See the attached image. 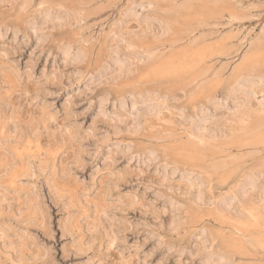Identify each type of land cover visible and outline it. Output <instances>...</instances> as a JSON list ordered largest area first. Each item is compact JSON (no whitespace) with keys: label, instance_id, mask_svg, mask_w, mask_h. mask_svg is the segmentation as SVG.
Returning a JSON list of instances; mask_svg holds the SVG:
<instances>
[{"label":"rangeland","instance_id":"obj_1","mask_svg":"<svg viewBox=\"0 0 264 264\" xmlns=\"http://www.w3.org/2000/svg\"><path fill=\"white\" fill-rule=\"evenodd\" d=\"M231 1L0 0V264H202L209 256L212 264H264L262 203L248 219L218 208L221 196L235 195L238 180L255 176L264 186V108L256 105L264 84L247 123L225 117L221 133L204 140L188 125L201 111L214 112L217 101L232 105L241 57L264 52V0ZM197 43L219 47L209 55ZM115 56L129 62L127 73L115 75ZM254 60L250 72L264 74V62ZM138 97L159 103L158 111L124 113L121 121L119 107ZM196 187L206 201L196 200Z\"/></svg>","mask_w":264,"mask_h":264},{"label":"bare ground","instance_id":"obj_2","mask_svg":"<svg viewBox=\"0 0 264 264\" xmlns=\"http://www.w3.org/2000/svg\"><path fill=\"white\" fill-rule=\"evenodd\" d=\"M47 1V0H46ZM54 1V0H53ZM76 1V0H75ZM166 1V0H165ZM173 1V0H172ZM198 1V0H197ZM204 1V0H203ZM214 1V0H213ZM221 1V0H220ZM225 1H227V0H225ZM229 1V4L231 5H234V4H236L235 2L234 3H230V0H228ZM233 1V0H232ZM231 1V2H232ZM25 2V1H24ZM42 2V1H41ZM59 2V1H58ZM62 2V1H61ZM85 2V1H84ZM136 2V1H135ZM134 2V3H135ZM149 2V1H148ZM159 2V1H158ZM179 2V1H178ZM201 2V1H200ZM175 3V2H174ZM225 3V2H224ZM25 4V3H24ZM54 4V3H53ZM64 4V3H63ZM100 4V3H99ZM102 4V3H101ZM146 4V3H145ZM144 4V5H145ZM149 4H150V2H149ZM178 4V3H177ZM222 4V3H221ZM28 5V4H27ZM113 5V4H112ZM131 5H133L134 6V4H131ZM136 5H137V2H136ZM138 5H140V4H138ZM148 5V4H147ZM146 5V6H147ZM152 5V4H151ZM155 6H156V4H154ZM170 5V4H169ZM214 5V4H213ZM223 5V4H222ZM63 6H65V5H63ZM130 5H128V7H129ZM153 6V5H152ZM150 7V6H149ZM164 7V6H163ZM244 6H242V7H240L241 9L243 8ZM93 8V7H92ZM98 8V7H97ZM104 8V7H103ZM133 8V11H134V8L135 7H132ZM132 8H130L131 10H132ZM140 8H141V5H140ZM151 8V7H150ZM153 8V7H152ZM155 8V7H154ZM159 8V7H158ZM168 8V7H167ZM238 8V7H237ZM246 8H248V7H246ZM129 9V10H130ZM156 9H157V7H156ZM160 9H161V7H160ZM164 9H166L165 7H164ZM164 9H162V10H164ZM169 9V8H168ZM168 9H166V10H168ZM244 9V8H243ZM249 9V8H248ZM61 10H63V9H61ZM88 10H90V9H88ZM96 10V9H95ZM130 10V11H131ZM238 10V9H237ZM44 11V10H43ZM72 11V10H71ZM133 11H131V12H133ZM243 11H245V10H243ZM59 12H61V11H59ZM99 12V11H98ZM124 12H125V10H124ZM127 12V11H126ZM44 13H45V11H44ZM61 13H63V14H65L64 12H61ZM133 13H136V11L135 12H133ZM145 13V12H144ZM143 13V14H144ZM149 13V12H148ZM217 13H218V10H217ZM245 13V12H244ZM66 14H69V13H66ZM73 15H74V12L72 13ZM137 14V13H136ZM142 14V13H141ZM143 14H142V16H143ZM146 14V13H145ZM228 14V13H227ZM46 15H47V13H46ZM55 15V14H54ZM58 15V14H57ZM81 15V14H80ZM123 15V14H122ZM125 15V14H124ZM149 15H150V13H149ZM214 15H216L217 16V14H215V13H213V16ZM231 15V14H230ZM234 15H236V14H234ZM126 16V15H125ZM132 16V15H131ZM134 16V15H133ZM157 16H158V14H157ZM219 16V15H218ZM220 16H222V15H220ZM237 16H238V14H237ZM247 16V15H246ZM63 17V16H62ZM69 17V16H68ZM72 17H75V15L74 16H72ZM124 17V16H123ZM135 17V16H134ZM138 17H139V15H138ZM138 17H135V18H138ZM145 17V16H144ZM175 17V16H174ZM233 17V16H232ZM241 17V16H240ZM239 17V18H240ZM244 17V16H243ZM59 18H61L60 16H59ZM71 18V17H70ZM77 18V17H76ZM162 18H163V16H162ZM218 18H222V17H218ZM234 18H236V16L234 17ZM238 18V19H239ZM245 18V17H244ZM43 19V18H42ZM140 19V18H139ZM151 19V18H150ZM164 19V18H163ZM208 19V18H207ZM214 19V18H213ZM223 19V18H222ZM237 19V18H236ZM73 20H74V18H73ZM79 20V19H78ZM141 20H143V19H141ZM160 21H162L161 19H159ZM166 20V19H165ZM171 20H173V17H172V19H170V21ZM176 20V19H175ZM217 20V19H216ZM215 20V21H216ZM57 21V20H56ZM82 21H83V19H82ZM168 21V20H167ZM67 22V21H66ZM66 22H64V25H65V23ZM71 22H74V21H71ZM165 22V21H164ZM179 20H178V24H179ZM203 22V21H202ZM202 22H200V23H202ZM218 22V21H217ZM226 22V21H225ZM225 22H224V24H225ZM33 23V22H32ZM59 23V22H58ZM62 23V22H61ZM61 23H60V25H61ZM82 23V22H81ZM163 22H161V24H162ZM175 23V22H174ZM203 23H205V22H203ZM202 23V24H203ZM68 24V23H67ZM72 24V23H71ZM74 24H78V23H76V22H74ZM80 24V23H79ZM145 24V23H144ZM171 24V23H170ZM176 24V23H175ZM197 25L199 24V22L198 23H196ZM207 24V23H206ZM211 24V23H210ZM212 24H213V22H212ZM211 24V25H212ZM219 24V23H218ZM223 24V23H222ZM30 25V24H29ZM43 25V24H42ZM152 25V24H151ZM192 25V24H191ZM205 25V24H204ZM204 25H202V26H204ZM209 25V24H208ZM210 25V26H211ZM216 25V24H215ZM68 26V25H67ZM72 26V25H71ZM162 26H164L163 24H162ZM161 26V27H162ZM169 26V25H168ZM180 26V25H179ZM178 26V27H179ZM183 26V25H182ZM188 26V25H187ZM201 26V25H200ZM201 26V27H202ZM207 26V25H206ZM218 26V25H217ZM231 26V25H230ZM29 27V26H28ZM175 27V26H174ZM193 27V26H192ZM191 27V28H192ZM216 27V26H215ZM144 28H145V26H144ZM180 28H182V27H180ZM184 28V27H183ZM188 28V27H187ZM191 28L190 29H188V30H191ZM143 29V28H142ZM142 29H140V30H142ZM158 29V28H157ZM160 29V28H159ZM168 29V28H167ZM166 28H165V30L166 31H168ZM171 29V28H170ZM193 29H195V27L193 28ZM192 29V30H193ZM206 29V28H205ZM212 29V28H211ZM165 30H164V32H165ZM182 30V29H181ZM187 30V31H188ZM159 31V30H158ZM171 31V34H172V32H173V30H170ZM185 31V30H184ZM194 31V30H193ZM207 30H205V32H206ZM210 31V30H209ZM42 32V31H41ZM45 32V31H44ZM147 32V31H146ZM163 32V33H164ZM197 32V31H196ZM199 32V31H198ZM197 32V34L198 35H201L202 33H198ZM204 32V33H205ZM215 32H217V31H215ZM169 33V32H168ZM175 33V32H174ZM190 33H192V31L190 32ZM222 32H220V34H221ZM227 33V32H226ZM229 33V32H228ZM151 34V33H150ZM160 34V33H159ZM167 34V33H166ZM193 34V33H192ZM207 34H208V32H207ZM207 34H205V36L207 37ZM210 35L212 34V32L211 33H209ZM214 34L215 33H213L212 35L214 36ZM233 34V33H232ZM247 34V33H246ZM190 35V34H189ZM210 35L208 36V37H210ZM218 35V34H217ZM231 35V34H230ZM234 35V34H233ZM244 35V34H243ZM161 36V35H160ZM163 36V35H162ZM164 36H165V34H164ZM171 36V35H170ZM187 36V35H186ZM204 36V35H203ZM204 36V37H205ZM212 36V37H213ZM216 36V35H215ZM218 36H221V35H218ZM217 36V37H218ZM262 36V35H261ZM260 36V37H261ZM134 37V36H133ZM137 37V36H136ZM174 37H176V36H174ZM191 37H193V35L191 36ZM191 37L189 38V39H191ZM196 37V36H195ZM195 37H194V39H195ZM227 37V36H226ZM228 37H229V35H228ZM40 38H42V37H40ZM163 38V37H162ZM168 38H170V37H168ZM183 38V37H182ZM187 38V37H186ZM214 38V37H213ZM242 38V37H241ZM118 39V38H117ZM122 39V38H121ZM129 39V38H128ZM152 39V38H151ZM154 39V38H153ZM175 39V38H174ZM188 39V40H189ZM200 39L201 38H199V41H200ZM215 39V38H214ZM219 39V38H218ZM221 39H223V38H221ZM227 39V38H226ZM251 39V38H250ZM249 39V40H250ZM86 40V39H85ZM123 40V39H122ZM160 40V39H159ZM171 40L173 41V38H171ZM178 40V39H177ZM176 40V41H177ZM182 40V39H181ZM184 40V39H183ZM205 40V39H204ZM249 40H248V42H249ZM252 40V39H251ZM262 40V39H261ZM79 41V40H78ZM77 41V42H78ZM84 41V40H83ZM87 41V40H86ZM121 41V40H120ZM162 41V40H161ZM167 42H170V41H168V40H166ZM176 41H175V43H176ZM191 41V40H190ZM189 41V42H190ZM217 41V40H216ZM223 41V40H222ZM233 41V40H232ZM236 41V40H235ZM74 42H76V41H74ZM158 42H160V41H158ZM187 42V41H186ZM189 42H187L188 43V45L187 46H189ZM194 42V41H193ZM230 42V41H229ZM237 42V41H236ZM243 42V41H242ZM252 42H253V40H252ZM261 42V41H260ZM260 42L259 43H257V44H260ZM80 43H82V42H80ZM84 43V42H83ZM82 43V44H83ZM172 43V42H171ZM186 43V44H187ZM231 43V42H230ZM116 44V43H115ZM127 44H129V43H127ZM149 44V43H148ZM180 44V43H179ZM186 44H184V45H186ZM191 44V43H190ZM198 45H200V43H197ZM216 44V43H215ZM222 44V43H221ZM225 44V43H224ZM223 44V45H224ZM238 44V43H237ZM240 44V43H239ZM243 44V43H242ZM241 44V45H242ZM248 44V43H247ZM252 44V43H251ZM250 44V45H251ZM256 44V45H257ZM70 45V44H69ZM132 45V44H131ZM173 45V44H172ZM177 45V44H176ZM198 45H196V46H198ZM202 45V46H201ZM200 45V52H205V53H208L209 55H211V54H214V51L219 47V46H215V45H210V44H206V43H203V44H201ZM231 45V44H230ZM264 45V44H263ZM68 46V45H67ZM82 47H83V45H81ZM130 46V45H129ZM128 46V47H129ZM140 46V45H139ZM178 46V45H177ZM195 46V45H194ZM225 46V45H224ZM227 46V45H226ZM246 46H248V45H246ZM252 46H253V44H252ZM255 46V45H254ZM260 46V45H259ZM262 46V45H261ZM138 47V46H137ZM141 47V46H140ZM251 47V46H250ZM264 47V46H263ZM125 48V47H124ZM143 48V47H142ZM141 48V49H142ZM144 48H145V46H144ZM179 48V47H178ZM181 48V47H180ZM179 48V49H180ZM187 48V47H186ZM190 48H192L191 50H193V49H196V48H194V47H190ZM198 48H199V46H198ZM229 48V47H228ZM253 48H256V47H253ZM258 48V47H257ZM109 49V48H108ZM126 49H128V48H126ZM147 49V48H146ZM150 49V48H149ZM167 49V48H166ZM171 49V48H170ZM174 49L175 50H177V48L175 47V48H173L172 50L174 51ZM178 49V50H179ZM182 49H184V48H182ZM230 49V48H229ZM261 49V48H260ZM125 50V49H124ZM131 50V49H130ZM130 50H128V52L130 51ZM171 50V51H172ZM181 50V49H180ZM186 50H188V49H185V51H184V53L186 52ZM237 50V49H236ZM247 50V49H246ZM250 50V49H249ZM256 50V49H255ZM258 50V49H257ZM122 51V50H121ZM189 51H190V49H189ZM199 51V50H198ZM72 52V51H71ZM82 52V51H81ZM84 52V51H83ZM125 53H126V51H124ZM141 52V51H140ZM140 52H138V53H140ZM153 52V51H152ZM157 53H159L158 51H156ZM161 52V51H160ZM191 52V51H190ZM247 52V51H246ZM77 53V52H76ZM112 53V52H111ZM130 53V52H129ZM132 53V52H131ZM162 53V52H161ZM160 53V54H161ZM170 53H172L173 54V52H170ZM178 53V52H177ZM182 53V52H181ZM194 53V52H193ZM197 53V52H196ZM245 53V52H244ZM75 54V53H74ZM82 54V53H81ZM80 54V55H81ZM127 54V53H126ZM134 54H135V52H134ZM145 54H148V52L147 53H145ZM144 54V55H145ZM150 54H151V52H150ZM176 54V53H175ZM183 54V53H182ZM181 54V55H182ZM186 54H187V52H186ZM185 54V55H186ZM195 54V53H194ZM194 54H192L191 55V57H194L193 55ZM203 54V53H202ZM79 55V54H78ZM77 55V56H78ZM128 55H130V54H128ZM133 55V54H132ZM179 55V54H178ZM208 55V56H209ZM64 56V55H63ZM73 56V55H72ZM114 56V55H113ZM126 56V55H125ZM135 56V55H134ZM133 56V57H134ZM139 54H138V58H139ZM151 56H153L152 54H151ZM162 56H165V55H162ZM197 56V55H196ZM199 56V55H198ZM227 56V55H226ZM66 57V56H65ZM121 57V56H120ZM129 57V56H128ZM160 57V59L161 58H163V57H161V56H159ZM178 57V56H177ZM190 57V55H189V58H191ZM201 57V56H200ZM71 58V57H70ZM105 58H107V56L105 57ZM135 58H136V56H135ZM188 58V57H187ZM189 58H188V61H189ZM195 58V57H194ZM193 58V59H194ZM202 58H203V56H202ZM214 58V57H213ZM219 58H221V57H219ZM256 58V60H258L259 59V61H263L264 62V52H254V51H249L247 54H245L244 56H242L241 57V59H242V61H239V65H238V67L236 68V71H235V73H236V75H238V79L236 80V83H235V86L232 88V92L230 93V96H231V100H232V105H227L226 104V100H221L222 102H219V101H217L219 104H217V105H215V107H214V112H206L205 110H203V111H201L200 113H199V115L197 116V118H195V119H193V120H191L190 121V124H188V125H190V129H191V135L193 136V138H195V139H198V140H204V139H209V138H211V137H214L217 133H221L220 132V127H218V122L220 121V120H222L223 118H225V117H229L230 119H235V120H237V122L239 121L240 123L242 122V121H244V120H246L245 118L249 115V111H250V107L252 106V101H253V99H255V97H256V93H257V87L258 86H260V85H262V84H264V74H258V75H255V74H253L252 72H250V68H251V64H253V62L255 61L254 59ZM77 59H78V57H77ZM82 59V58H81ZM128 59V58H127ZM141 59V58H140ZM155 59V58H154ZM164 59V58H163ZM208 60H210L209 58H207ZM67 60V59H66ZM76 60V59H75ZM130 60V59H129ZM171 60V59H170ZM177 60H178V58H177ZM201 60V59H200ZM204 60V62H206V58L205 59H203ZM220 60V59H219ZM71 61L72 60H70V63H71ZM73 61H74V59H73ZM79 61V60H78ZM81 61V60H80ZM112 61H114V63L116 64V71H115V75H121V74H124V73H127L128 71H129V69H130V64H129V62L124 58L123 59V57L122 58H119L118 56H115L114 57V59L112 60ZM180 61V60H179ZM187 61V62H188ZM196 61V60H195ZM224 61V60H223ZM104 62V61H103ZM177 62V61H176ZM183 62V61H182ZM194 62V61H193ZM193 62H192V64H193ZM198 62V61H197ZM210 62H212V61H210ZM216 62V61H215ZM256 62V61H255ZM74 63V62H73ZM77 63V62H76ZM148 63V62H147ZM80 64V63H79ZM172 64H175V63H172ZM178 64V63H177ZM180 64H181V62H180ZM183 64V63H182ZM191 64V63H190ZM190 64H188V66H190ZM196 64V63H195ZM204 64V63H203ZM206 64V63H205ZM225 64V63H224ZM211 65H212V63H211ZM201 66V65H200ZM209 66V65H208ZM213 66V65H212ZM103 67V66H102ZM142 67V66H141ZM202 67H204V66H202ZM224 67V66H223ZM108 68V67H107ZM134 68V67H133ZM206 68V67H205ZM249 70L248 72H245L244 73V71H246V70ZM135 70V69H134ZM214 70V69H213ZM219 70V69H218ZM110 71H112V70H110ZM133 71V70H132ZM98 72V71H97ZM133 72H135V71H133ZM208 71L207 70H204V71H202V75H205L206 73H207ZM213 72V71H212ZM218 72H221V71H215L213 74H212V76L214 75V76H216V75H218ZM99 74V73H98ZM105 74V73H104ZM200 74V73H199ZM101 75V74H100ZM222 75V74H221ZM95 76H97V75H95ZM103 76V75H102ZM209 77V76H208ZM218 77H221V76H218ZM117 78V77H116ZM126 78V77H125ZM146 78V77H145ZM191 78H192V76H191ZM193 78H195V77H193ZM200 78V77H199ZM216 78V77H215ZM214 78V79H215ZM99 79V78H98ZM144 79V78H143ZM222 79V78H221ZM188 80H191V79H188ZM188 80H185V81H188ZM206 80H207V78H206ZM211 80V79H210ZM184 81V82H185ZM200 82L201 81H199V84H200ZM206 82V81H205ZM204 82V83H205ZM221 82V81H220ZM186 83V82H185ZM216 83V82H215ZM198 84V83H197ZM197 84H196V86H197ZM203 84V83H202ZM206 84V83H205ZM218 84V83H217ZM220 84V83H219ZM218 84V85H219ZM186 85H187V83H186ZM199 86V85H198ZM203 86H204V84H203ZM214 86V85H213ZM213 86H210V87H212L213 88ZM182 87V86H181ZM184 87V86H183ZM186 87V86H185ZM180 88V87H179ZM178 88V89H179ZM201 88V87H200ZM199 88V89H200ZM182 89V88H181ZM179 90V91H182V90ZM184 90V89H183ZM193 90V89H192ZM201 90V89H200ZM198 91V90H197ZM144 92V91H143ZM148 91H146V93H147ZM200 92V91H199ZM202 93V92H201ZM141 94H143V93H141ZM145 94V93H144ZM150 94H151V92H150ZM193 94H194V91H193ZM192 95V94H191ZM193 96V95H192ZM143 97V96H142ZM157 97V96H156ZM203 97H204V95H203ZM202 97V98H203ZM133 98V97H132ZM139 99H132V101H131V104H130V106H128V109H126L124 106H121V107H119V108H121L120 109V111L116 114V115H118L119 116V118H120V120L121 121H123V114L125 113V116L127 117V116H129V115H135V118L136 117H138L139 116V118H140V116L143 114V115H149V114H152L153 112H155V111H158V109H159V103H152V102H150V101H146L145 102V100L144 99H141L140 97H138ZM148 98V97H147ZM162 98V97H161ZM160 97L158 98V99H161ZM192 98V97H191ZM206 98V97H205ZM204 98V99H205ZM129 99H131V98H129ZM163 99V98H162ZM199 99V98H198ZM118 100V99H117ZM193 100V99H192ZM192 100H190V101H188L189 103L192 101ZM195 100V99H194ZM199 100H201V99H199ZM203 100V99H202ZM120 101H122V99H120ZM166 101V100H165ZM203 101H205V100H203ZM103 102V101H102ZM187 102V103H188ZM199 102V101H198ZM201 102V101H200ZM255 102V101H254ZM127 103V102H126ZM165 103V102H164ZM163 103V104H164ZM197 103V102H196ZM202 103V102H201ZM118 104V103H117ZM116 104V105H117ZM122 104V103H121ZM192 104V103H191ZM190 104V105H191ZM203 104V103H202ZM201 104V105H202ZM193 105V104H192ZM191 105V106H192ZM203 105H205V104H203ZM256 105L259 107V108H264V97H261L260 99H258V101H257V103H256ZM102 106V105H101ZM117 106H120L119 104L117 105ZM188 106V105H187ZM115 107V106H114ZM183 107V106H182ZM189 107V106H188ZM197 107V106H196ZM219 107H224V108H226V111L224 112V113H217V110L219 109ZM103 108V107H102ZM171 108V107H170ZM185 108V107H184ZM187 108V107H186ZM192 108V107H191ZM211 108V107H210ZM209 108V109H210ZM252 108H253V106H252ZM259 108H258V110H259ZM161 109V108H160ZM173 109V108H172ZM191 111H192V109H190ZM104 111V110H103ZM161 111V110H160ZM163 111V110H162ZM161 111V112H162ZM178 111V110H177ZM180 111V110H179ZM165 112V111H164ZM169 112V111H168ZM219 112V111H218ZM157 113V112H156ZM163 113V112H162ZM191 113V112H190ZM197 113V112H196ZM112 114V113H111ZM141 114V115H140ZM159 114V113H158ZM170 114V113H169ZM173 114V113H172ZM113 115V114H112ZM114 115H115V113H114ZM113 115V116H114ZM142 115V116H143ZM155 115V114H154ZM162 115V114H161ZM160 114H159V116H161ZM113 116H112V118H113ZM153 116V115H152ZM156 116H157V114H156ZM163 116H164V114H163ZM167 116V115H166ZM170 116V115H169ZM168 116V117H169ZM180 116H182V115H180ZM180 116H176V117H180ZM116 117V116H115ZM114 117V119H116ZM130 117V116H129ZM144 117V116H143ZM145 117H147V116H145ZM149 118L151 117V116H148ZM174 117V116H173ZM128 118V117H127ZM148 118V119H149ZM160 118V117H159ZM163 118V117H162ZM187 118V117H186ZM117 119H118V117H117ZM132 119V118H131ZM131 119H130V121H131ZM138 119V118H137ZM141 119H143V118H141ZM146 119V118H145ZM153 119H154V117H153ZM166 120H167V118H165ZM172 119V118H171ZM176 119V118H175ZM178 119V118H177ZM181 119V118H180ZM136 120V119H135ZM163 120V119H162ZM189 120V119H188ZM250 120V119H249ZM248 120V118H247V120H246V123L249 121ZM111 121V120H110ZM125 121V120H124ZM158 121V120H157ZM163 121H165V120H163ZM181 121V120H180ZM113 122V121H112ZM117 122V121H116ZM119 122V121H118ZM142 122H144V124H145V121H141V123ZM151 122V121H150ZM153 122V121H152ZM161 122V121H160ZM166 122V121H165ZM185 122V121H184ZM187 122V121H186ZM232 122V121H231ZM125 123V122H124ZM123 123V124H124ZM164 123V122H163ZM169 122H168V120H167V124H168ZM171 123H172V121L170 120V125H171ZM174 123V122H173ZM222 123V122H221ZM228 123V122H227ZM234 123V122H233ZM236 123V122H235ZM129 124V123H128ZM133 124V123H132ZM154 124H156V123H154ZM185 124V123H184ZM220 124V123H219ZM232 124V123H231ZM242 124V123H241ZM134 125H136L137 126V124H134ZM146 125V124H145ZM149 125V124H148ZM128 126V125H127ZM140 126V125H139ZM139 126H137L138 128H139ZM141 126H143L142 124H141ZM155 127H157V125H154ZM153 126V127H154ZM168 126H169V124H168ZM178 126V125H177ZM184 126V125H183ZM116 127H117V125H116ZM159 127H160V125H159ZM185 127V126H184ZM184 127H183V129H184ZM221 127H223V126H221ZM123 128V127H122ZM134 128V127H133ZM136 128V127H135ZM137 128V129H138ZM142 128V127H141ZM144 128V127H143ZM158 128V127H157ZM161 128H162V126H161ZM116 129V128H115ZM124 129H125V127H124ZM131 129V128H130ZM140 129V128H139ZM179 129V128H178ZM254 129H256L257 130V128H254ZM165 130V129H164ZM185 130V129H184ZM240 130V129H239ZM244 130V129H243ZM242 130V131H243ZM246 130V129H245ZM130 131V130H129ZM132 131V130H131ZM134 131V130H133ZM139 131V130H138ZM161 131H163V130H161ZM169 131V130H168ZM167 131V132H168ZM177 131V130H176ZM180 131V130H179ZM187 131V130H186ZM250 131V130H249ZM248 131V132H249ZM253 130H251V132H252ZM151 132H152V129H151ZM153 132H155V131H153ZM152 132V133H153ZM164 132V131H163ZM170 132V131H169ZM173 132V131H172ZM178 132V131H177ZM151 133V134H152ZM160 133V132H159ZM225 133V132H224ZM223 133V134H224ZM243 134H244V131L242 132ZM164 134V133H163ZM180 134V133H179ZM183 134V133H182ZM181 134V135H182ZM165 135V134H164ZM168 135H171V132L170 133H168ZM168 135H166V136H168ZM184 135V134H183ZM186 135V134H185ZM184 135V136H185ZM226 135V134H225ZM153 136H154V134H153ZM158 136V135H157ZM165 136V137H166ZM179 136V135H178ZM150 138L152 137V135L151 136H149ZM163 137V136H162ZM161 137V138H162ZM217 137V136H216ZM222 137V136H221ZM249 137V136H248ZM154 139L153 140H155V137H153ZM156 138H158V137H156ZM176 138H178V137H176ZM175 138V139H176ZM182 138V137H181ZM219 138V137H218ZM233 138V137H232ZM245 138H247V137H245ZM163 139V138H162ZM161 139V140H162ZM166 139V138H165ZM168 139H169V136H168ZM168 139H166V141L168 140ZM188 139H191L190 137L188 138ZM213 139V138H212ZM158 140V139H157ZM177 140V139H176ZM152 141V140H151ZM174 141V140H173ZM192 141V140H191ZM195 141H197V140H195ZM206 141V140H205ZM211 141V140H210ZM157 142V141H156ZM208 142V141H207ZM262 142H264V141H262ZM196 143V142H195ZM199 143V142H198ZM261 143V142H260ZM201 144H203V143H201ZM200 144V145H201ZM205 144V143H204ZM208 144V143H207ZM251 144V143H250ZM225 145V144H224ZM129 146V145H128ZM231 146H233V145H231ZM230 146V147H231ZM247 146H249V145H247ZM255 146V145H254ZM197 148H199L198 146H196ZM201 147V146H200ZM224 147H226V146H224ZM240 147V146H239ZM244 147V146H243ZM255 147H257V145L255 146ZM260 147V146H259ZM184 148V147H183ZM236 148H238V147H236ZM262 148V147H261ZM129 149V148H128ZM156 149V148H155ZM209 149V148H208ZM222 149V148H221ZM220 149V150H221ZM224 149V148H223ZM257 149H259V148H257ZM263 149V148H262ZM213 150V149H212ZM219 151V150H218ZM154 152V151H153ZM156 152V151H155ZM149 153V152H148ZM226 153V152H225ZM151 155H153V154H151ZM150 155V156H151ZM159 155H160V153H159ZM230 156V155H229ZM231 157V156H230ZM151 158V157H150ZM152 158H154V157H152ZM195 158H198V157H195ZM210 158V157H209ZM208 159V158H207ZM226 159V158H225ZM234 159V158H233ZM232 159V160H233ZM242 159V158H241ZM241 159H239V160H241ZM149 160V159H148ZM147 160V161H148ZM210 160H213V159H210ZM208 161V160H207ZM235 159H234V163H235ZM211 162V161H210ZM233 162V161H232ZM263 162V161H262ZM186 163V162H185ZM189 163V162H188ZM191 163V162H190ZM187 164V163H186ZM208 164H210L211 165V163H209L208 162ZM208 164H207V166H208ZM188 165V164H187ZM219 164H217V166H218ZM227 165H229L228 163H227ZM172 166V165H171ZM170 166V167H171ZM222 166V165H221ZM223 166H224V164H223ZM226 166V165H225ZM230 166H231V164H230ZM162 167V166H161ZM210 167V166H209ZM233 168H235V165L234 166H232ZM173 168V167H172ZM191 168V167H190ZM212 168H214V167H212ZM230 168V167H229ZM168 169V168H167ZM174 169V168H173ZM191 170V169H190ZM195 170V169H194ZM200 170H202V168L200 169ZM210 170V169H209ZM213 170V169H212ZM227 170V169H226ZM262 170H264V168L262 169ZM182 171V170H181ZM224 171V170H223ZM222 171V172H223ZM241 171V170H240ZM260 171V170H259ZM195 171H193V173H194ZM250 172V171H249ZM256 172V171H255ZM171 173V172H170ZM224 173V172H223ZM227 173V172H226ZM259 175L261 174V173H259V172H257ZM188 174V173H187ZM200 174V173H199ZM199 174H197V175H199ZM205 174H207V173H204V175ZM239 174V173H238ZM186 175V174H185ZM204 175H203V178H204ZM208 175V174H207ZM207 175H205V176H207ZM227 175V174H226ZM244 175H246V173H244ZM187 176H189V175H186V177ZM202 176V175H201ZM169 177V176H168ZM191 177V176H190ZM208 177V176H207ZM224 177H225V175H224ZM227 177V176H226ZM243 177V176H242ZM247 177V176H246ZM162 178V177H161ZM194 178V177H193ZM198 178V177H197ZM206 178V177H205ZM209 178V177H208ZM207 178V179H208ZM164 179H165V177H163V181H164ZM170 179V178H169ZM188 179V178H187ZM225 179V178H224ZM242 179V178H241ZM244 179H245V177H244ZM167 180V179H166ZM192 180V179H191ZM198 180V179H197ZM206 180V179H205ZM235 180H238V179H235ZM169 182V181H168ZM188 182V181H187ZM194 182V181H193ZM195 182H196V180H195ZM201 182H202V179H201ZM234 182V181H233ZM238 182H239V184H240V181L238 180ZM238 182H237V184H238ZM199 183V182H198ZM204 183H206V182H203V187L205 186L204 185ZM208 183H210V181L208 182ZM207 183V184H208ZM242 183V182H241ZM170 184V183H169ZM189 184V183H188ZM238 184V188H237V191H236V193H234L235 195H233L232 194V196L230 195V196H228L227 194H229V193H226L225 195H227V196H225V198L224 197H222L221 196V199L218 197V199H220L219 200V202H218V208H220V209H222V210H224V212L226 211V213L228 212H230V213H234V214H236V215H238V216H242V217H247L246 219H248L249 218V213H250V209H256L257 208V206L259 205V203L261 202L262 203V206H261V208L264 210V186L261 184H259V182H258V178L257 177H255V176H251V177H247L246 178V180L242 183V184H240L239 185ZM264 184V183H263ZM202 185V184H201ZM209 185V184H208ZM234 186L236 187L237 185H235V183H234ZM191 186H189V187H186L187 189L188 188H190ZM200 187V186H199ZM192 188V187H191ZM200 188H202V187H200ZM200 188H198L197 189V187H196V191L193 193L195 196V198H196V200L198 199V200H202V199H204V198H202V197H205L204 195H202V192L203 191H201L200 190ZM187 189H185V190H187ZM194 189V188H193ZM204 189V188H203ZM232 189H233V186H232ZM190 191H191V189H190ZM187 192V191H186ZM205 192H206V190H205ZM187 194V193H186ZM205 194V193H204ZM211 195V194H210ZM188 198H189V195H188ZM194 198V199H195ZM205 198H207V196L205 197ZM209 198V197H208ZM213 198V197H212ZM178 199V198H177ZM189 199H191V198H189ZM216 198H214V200H215ZM188 200V199H187ZM208 200V199H207ZM213 199H211V201H212ZM191 201V200H190ZM190 201H189V203H190ZM204 201H206L205 199H204ZM209 201V200H208ZM213 202V201H212ZM181 203V202H180ZM196 203H198L197 201H196ZM200 203V202H199ZM202 203V202H201ZM215 203V202H214ZM213 203V204H214ZM183 204V203H182ZM181 204V205H182ZM204 204V203H203ZM208 204H209V202H208ZM207 204V205H208ZM258 204V205H257ZM184 205V204H183ZM200 205V204H199ZM211 205V204H210ZM216 205V204H215ZM215 205H213V206H215ZM172 206V205H171ZM175 206V205H174ZM177 206V205H176ZM176 206H175V208H176ZM197 206V205H196ZM183 207V206H182ZM185 207V206H184ZM183 207V208H184ZM172 208V207H171ZM178 208H179V206H178ZM216 208V207H215ZM187 209H189L188 207H187ZM219 209V210H220ZM171 210V209H170ZM186 210V209H185ZM196 210V209H195ZM259 210V209H258ZM198 211V210H197ZM261 211V210H260ZM217 212H218V210H217ZM222 212V211H221ZM256 212H258V211H256ZM174 213V212H173ZM183 213H184V211H183ZM223 213V212H222ZM219 214H221V213H219ZM180 215H182V213L180 214ZM186 215V214H185ZM191 215V214H190ZM224 215V214H223ZM227 215V214H226ZM230 215V214H229ZM232 215V214H231ZM235 215V216H236ZM251 215V214H250ZM184 216V215H183ZM194 216V215H193ZM218 216H220V215H218ZM237 216V217H238ZM252 216V215H251ZM171 217H172V215H171ZM175 217H176V215H175ZM185 217V216H184ZM195 217V216H194ZM224 217V216H223ZM228 217V216H227ZM231 217V216H230ZM229 217V218H230ZM256 217V216H255ZM193 218V217H192ZM217 218V217H216ZM257 218H258V215H257ZM173 219V218H172ZM178 219V218H177ZM180 219V218H179ZM185 219V218H184ZM183 219V220H184ZM187 219V218H186ZM237 219V218H236ZM251 219H253V223L255 222L254 221V217L253 218H251ZM183 220H180V221H183ZM227 220H230L232 223L234 222V221H232L231 219H227ZM226 220V221H227ZM235 220V219H234ZM170 221V220H169ZM174 221V220H173ZM229 221V222H230ZM241 221V220H240ZM243 221V220H242ZM258 221H259V218H258ZM264 221V220H263ZM230 222V223H231ZM239 222V221H238ZM249 222V221H248ZM228 223V222H227ZM241 223V222H240ZM250 223V222H249ZM252 223V222H251ZM252 223V224H253ZM176 224H178L177 222H176ZM181 224H182V222H181ZM234 224H235V222H234ZM243 224V223H242ZM251 224V225H252ZM174 225H175V222H174V224H173V226L172 227H174ZM237 225V224H236ZM239 225V224H238ZM241 225V224H240ZM264 225V224H263ZM169 226H171V225H169ZM176 226V225H175ZM193 226H194V224H193ZM232 227H233V225H231ZM253 227H255L254 225H252ZM256 226H258L257 224H256ZM171 227V228H172ZM179 227H180V223H179ZM239 227H241V226H239ZM175 228V227H174ZM178 228V227H177ZM176 228V229H177ZM204 228V227H203ZM227 228V227H226ZM225 228V229H226ZM234 229H235V227H233ZM246 228H248V227H246ZM258 228V227H257ZM260 228V227H259ZM262 228V227H261ZM260 228V229H261ZM228 229V228H227ZM230 229V228H229ZM232 229V228H231ZM245 229V228H244ZM259 229V230H260ZM203 230V229H202ZM230 231V230H229ZM232 231H233V229H232ZM238 231V230H237ZM241 231V230H240ZM253 231H255V230H253ZM202 232H204V231H202ZM234 232V231H233ZM260 232V231H259ZM244 233V232H243ZM250 233V232H249ZM255 233V232H254ZM254 233H253V235H254ZM219 234V233H218ZM241 234V233H240ZM256 234V233H255ZM238 235V234H237ZM244 235V234H243ZM250 235H252V234H250ZM257 235H259L258 233H257ZM221 236H223L222 234H221ZM228 237V236H227ZM255 237V236H254ZM262 238L264 237V236H261ZM224 238V237H223ZM231 238V237H230ZM224 240H225V238H224ZM240 240V239H239ZM206 241V240H205ZM234 241H235V239H234ZM204 242V241H203ZM222 242V241H221ZM220 242V243H221ZM231 242V241H230ZM222 244V243H221ZM224 246V245H223ZM235 246V245H234ZM243 246V245H242ZM225 247V246H224ZM236 247V246H235ZM239 248V247H238ZM237 248V249H238ZM241 248V247H240ZM244 248H245V246H244ZM213 250V249H212ZM210 252V251H209ZM213 253V256H216L217 257V254L214 252V251H212ZM227 252V251H226ZM218 253V252H217ZM225 253V252H224ZM206 254H208V253H206ZM216 254V255H215ZM241 254H243V253H241ZM208 255H211L210 253L208 254ZM219 255H221V252L219 253ZM226 255H227V253H226ZM206 257V256H205ZM208 257V256H207ZM206 257V258H207ZM216 257H214V258H216ZM219 257V256H218ZM221 257H223V253H222V256ZM232 258V257H231ZM246 258V257H245ZM209 259H210V256L207 258V259H204L205 260V262L206 263H208V262H210L209 261ZM246 259H248V258H246ZM203 260V261H204ZM229 262V260L228 259H225L224 258V260H221L220 262H218L217 261V263L216 264H225V262H227V261ZM231 260V259H230ZM249 260H250V258H249ZM261 260V259H260ZM212 261V260H211ZM247 261V260H246ZM255 261H257V260H255ZM263 261V260H262ZM213 262H214V260H213ZM212 262V263H213ZM232 262V261H231ZM234 262V261H233ZM252 262V261H251ZM264 262V261H263ZM206 263H202V264H206ZM212 263H208V264H212ZM230 263V262H229ZM246 263V262H245ZM256 263V262H255ZM262 263V262H261ZM232 264H234V263H232ZM248 264V263H247Z\"/></svg>","mask_w":264,"mask_h":264}]
</instances>
